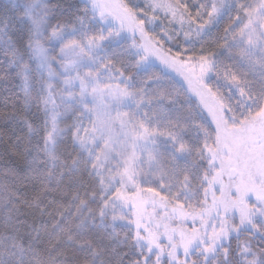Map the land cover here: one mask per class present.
<instances>
[{
	"label": "snow or ice",
	"instance_id": "snow-or-ice-1",
	"mask_svg": "<svg viewBox=\"0 0 264 264\" xmlns=\"http://www.w3.org/2000/svg\"><path fill=\"white\" fill-rule=\"evenodd\" d=\"M6 3L0 264H264V0Z\"/></svg>",
	"mask_w": 264,
	"mask_h": 264
},
{
	"label": "trees",
	"instance_id": "trees-1",
	"mask_svg": "<svg viewBox=\"0 0 264 264\" xmlns=\"http://www.w3.org/2000/svg\"><path fill=\"white\" fill-rule=\"evenodd\" d=\"M6 2L7 0H0V15L9 14V6ZM54 2L63 5L66 9L63 11V16L70 17L79 0H54ZM119 2H126V0H119ZM136 2L142 3L143 0H136ZM59 12L60 10L58 9V13ZM11 31L14 44L9 46L8 50L11 51L15 46H19L23 49L27 37L26 26L14 22V27ZM5 46V43L0 41V75L5 77V79L0 80V130H2L5 137H7L3 143H0V169L8 167L22 169L25 166V154L23 148L26 145L27 136L26 130L20 122V118L26 112L29 117L36 116L37 112L35 107L28 110L23 106V96L19 81L13 75L15 69L9 70L8 58L3 55V49ZM177 83L179 84V81H177ZM13 145L16 146L19 155H13L9 150V146ZM0 178L8 181L12 187H16L19 183V181L10 176H2V174H0ZM28 188H30V185H25L20 187L19 191L23 192L28 190ZM3 213L4 209L0 208V231L4 230L2 224Z\"/></svg>",
	"mask_w": 264,
	"mask_h": 264
},
{
	"label": "rangeland",
	"instance_id": "rangeland-1",
	"mask_svg": "<svg viewBox=\"0 0 264 264\" xmlns=\"http://www.w3.org/2000/svg\"><path fill=\"white\" fill-rule=\"evenodd\" d=\"M111 2H113V3H120L119 0H111Z\"/></svg>",
	"mask_w": 264,
	"mask_h": 264
}]
</instances>
